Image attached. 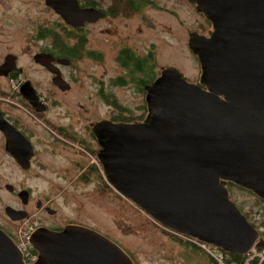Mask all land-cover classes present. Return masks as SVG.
<instances>
[{"label":"water","instance_id":"95a60500","mask_svg":"<svg viewBox=\"0 0 264 264\" xmlns=\"http://www.w3.org/2000/svg\"><path fill=\"white\" fill-rule=\"evenodd\" d=\"M56 1L62 18L79 25L71 20L79 14L76 1ZM188 1L211 25L207 35L188 34L198 80L187 81L172 66L161 68L144 85L141 120L101 119L92 125L99 145L95 157L107 184L157 224L245 255L264 249V241L226 184L264 200V0ZM101 15L87 9L84 20ZM41 56L34 59L44 65ZM13 59L5 57L0 75L15 69ZM19 91L34 110L41 109L29 80ZM0 130L6 151L27 168L30 142L1 116ZM13 141L21 142L23 151L14 153ZM4 211L12 219L23 217L22 210L6 206ZM28 241L36 252L29 264H134L118 244L79 224L40 228ZM22 261L16 244L0 229V264H26Z\"/></svg>","mask_w":264,"mask_h":264},{"label":"rangeland","instance_id":"374dc122","mask_svg":"<svg viewBox=\"0 0 264 264\" xmlns=\"http://www.w3.org/2000/svg\"><path fill=\"white\" fill-rule=\"evenodd\" d=\"M3 2L0 7L1 20L19 16L12 13L15 12L16 7H9V4L13 5V0H3ZM25 3L32 4L31 0H25ZM154 3V6L145 8V12L152 16V25L142 20L141 15H136L131 19L100 20L85 28L86 47L101 52L103 60L82 57L73 68L65 69L69 78L72 72L76 83L69 92L57 94L60 101L51 102V107L45 114L46 118L66 128L80 130V124L83 123L82 116L85 123H88L101 116L102 119L110 120L120 115L130 118L137 114H145L142 109L145 105L143 92L132 90L128 86L111 84L121 71L113 59L115 49L121 41L122 44L132 43V48L136 45L137 49L143 48L144 40L152 41L155 73H159L163 67L172 66L177 68L187 81L198 80L199 63L188 49L187 39L190 32L209 28V21L196 11L188 0H154ZM41 16L51 18L48 13ZM60 27L59 36H66L67 33L61 31L63 28ZM102 27H107L110 31L102 32ZM33 33L29 28L17 31L12 24L0 22V61L4 52L15 51L19 56V65L26 69V75L43 81L40 85L41 89L37 91L43 96H48L50 90H43L46 86V75L31 61L32 53L38 48L36 42L30 40V35ZM71 41L72 37L69 36L67 42ZM99 78L102 79V98L97 95V90L92 89L91 83L93 79L97 81ZM0 80H3L0 81V85L3 86L6 79L0 78ZM53 95L56 94L52 93L50 96ZM11 102L17 106L14 104L16 101ZM113 102L119 104L121 109L113 105ZM19 103L21 105L19 108L23 112L21 126H24L28 135L33 131L32 139L36 154L31 161V168L27 170L16 167L11 158L7 161V156L4 157L5 159L0 158L4 160L0 164V186L7 183L16 189L25 185L34 199L33 202L35 198H40L43 205L53 210L52 212L42 210L38 215L31 214V221L38 219L46 225L57 227L68 224L88 227L118 244L134 264H215L211 256L192 238L176 234L157 224L135 204L113 190L104 180L96 157L86 155L81 163L96 167L97 172L82 174L80 165H77L76 161L79 159L77 148L71 144L54 143L53 146L51 136L54 129L46 125L45 121L43 123L48 129L42 125L43 123L31 120L29 109L23 105L24 103ZM68 108L74 110V115L70 110L64 115V111ZM23 193L26 191L23 190ZM229 193L234 203L250 218L257 222L264 219V204L261 205L254 194L236 188H231ZM6 204L19 205L15 196L2 188L0 189L1 230L12 223L4 211ZM26 226L27 223H23V228L26 229L19 233L17 244L14 242L19 250L21 245L19 242L24 241L23 235H26L28 241L29 234L36 230ZM188 241L195 247L188 245ZM29 246L30 251H34V253L31 251L33 260L26 264L32 263L36 257V252L30 243ZM21 259L23 260L22 253ZM22 262L24 263V260Z\"/></svg>","mask_w":264,"mask_h":264},{"label":"flooded vegetation","instance_id":"af4514ba","mask_svg":"<svg viewBox=\"0 0 264 264\" xmlns=\"http://www.w3.org/2000/svg\"><path fill=\"white\" fill-rule=\"evenodd\" d=\"M13 1V5L9 4V7H16L15 12L12 13H16L19 16L14 17L13 19H0V22H8L12 24L13 28L17 31L29 28L34 32L30 35V40L35 41L38 45V48L32 53L31 61H33L35 66L40 68L46 75V86L43 88V90H50V93L48 94V96H43L40 94V92L37 91L41 89L40 85L43 81H40L39 78L33 79L26 75V69L19 65V56L15 51L8 50L3 53L0 64L4 61L5 57L13 56L15 69L8 70L6 75H0V78L6 79L5 83H3V86L0 85V96L6 98V100L0 99V116L10 125H12L30 142L32 153L28 160V167L22 168V166L17 163V161L12 157V155L8 151H6V136L0 130V158L3 157V159H5L4 157L7 156L6 160L8 161V158H11L16 167L24 170L31 168V161L34 159V155L36 154V151L34 149V141L32 139L34 135L33 131L28 135L24 126H21V113L23 112L19 108L21 106L19 102H22L24 103L23 105H25L29 109L28 112L30 114V117L32 118L31 120L35 121L36 123L37 121L41 123L45 121L46 125L50 126L52 130L54 129L53 131L51 130L53 132L51 136V139L53 141L51 144L53 146L55 143L61 145L71 144L73 147H76V151L79 154V159H77L76 161L77 165H80V172H82V174L95 173L97 172L96 167L91 166L90 164L86 166L83 165L81 162L86 155L90 157L96 156V151L99 148V145L97 143L95 135L92 132V125L95 122L101 120L102 116L98 117L93 122L88 123H85L84 116H82L83 123L80 124V130H74L73 128H66L64 126L54 123L53 121L46 118L45 114L49 111L51 107V102L60 101L58 100L57 94L60 95L61 93L69 92V90H72L74 88V84L76 83L75 76L71 72V78H69L67 73L65 72L66 68H73L75 63L81 60L82 57H87L93 60H103L101 52L86 47L85 28L88 25L95 24L100 20L107 21L118 18L131 19L133 17H136V15H141L142 20H146L148 24L152 25V16L145 12V8H149V6H154V0H75L76 5L79 8V14H73L71 18L74 23L79 24L75 26L66 22L62 18L61 14L58 13L57 7L59 2L57 3L56 0H31V5L25 3V0ZM3 4V0H0V7ZM87 9H90L93 12L99 11L102 13V15L95 18L93 21H86L84 20V13ZM44 13L50 14L51 18H43L41 14ZM210 26L211 25H209V28H207L206 30L202 28V30L195 31L198 34L207 35V31L210 29ZM59 27L66 29V33L70 32V34H72L70 35L72 37V41L67 43V47L70 49L67 48L65 51H63L62 47H60L59 45ZM104 31L108 32L110 30L107 27H102V32ZM79 35L83 36V41L85 44H83V48L80 49V51H75L72 46L81 41V39H79ZM127 40L129 42L128 38ZM120 43L121 44L118 46V48L116 47L115 49L113 59L115 63L121 68V71L111 81V84L121 87L128 86L132 90H140V92H143L144 101V85L150 83L158 75V73L157 75H155V68H153L155 65L153 42L144 40V45L142 49H137L136 45H134L132 48V43L122 44V41ZM90 52H94V54L98 55L94 56ZM37 53L42 54L41 59H43L44 65L35 61L34 55ZM119 57L121 58V60H124L126 62V65L125 63H121ZM134 58L140 60L141 62L145 60L144 67H142L141 69H139L138 67H134L133 61L135 60H132ZM9 78L18 79L19 85L15 89L16 91H10V89L8 88L7 80ZM25 80L30 81V84L34 88L38 97L40 98L42 105L37 106L41 109L34 110L26 101V99L21 96L19 87L21 83ZM0 81L2 82L3 80ZM91 83L92 89L97 90V95L101 96L102 98V79L99 78V80L97 81L93 79ZM60 86L66 87L63 89ZM52 93L56 95L50 96ZM14 98L16 99L14 100ZM11 101H16L14 104H16L17 106H14ZM142 109L145 112L146 106L144 105ZM68 110H70L72 113L74 111L73 109L68 108L64 111V115L68 114ZM143 116V114H137L134 117L132 116L130 118H127V120L122 121H137L141 120ZM69 119H71V117H69ZM42 125L45 126L44 123ZM45 128L48 129V127L46 126ZM9 147L13 150L14 153L23 151V147L21 146V142L19 141L11 142L9 144ZM19 157H21V155H19ZM95 160L97 159L95 158ZM95 160H93L94 164ZM3 161L2 159H0V164H2ZM2 188L7 190L10 194H13L17 199V202L19 203V205L17 206L13 204H6L5 207L9 206L13 209L23 211L21 213L23 217L16 218L15 220L11 219L6 215L12 223L10 225L4 226L5 228L2 226L4 228V230L2 229V231L6 233L13 242L17 244V242L19 241V233L26 229L23 228V223H27L26 227L31 226L32 229L36 230L40 229V227H47L48 230L61 229L62 226L57 227L54 225H46V223H43L38 219H34L33 221L30 220L31 214L38 215L40 214L39 211L45 210L46 212H49V210L51 209L48 208L45 204L43 205L42 200L40 198H35V201L33 202L32 200L34 199H32V197L30 196L31 193L25 185H22L15 189L12 185L4 183L0 186V189ZM23 190H25L26 193H23ZM30 208H32V210H30Z\"/></svg>","mask_w":264,"mask_h":264},{"label":"built area","instance_id":"2783aa9c","mask_svg":"<svg viewBox=\"0 0 264 264\" xmlns=\"http://www.w3.org/2000/svg\"><path fill=\"white\" fill-rule=\"evenodd\" d=\"M18 79L15 78H9L7 80V86L10 89V91H16L15 89L18 87ZM1 100H6V98L0 96ZM16 98H14L15 100ZM27 234V232H26ZM24 241H20V250L23 255L24 263L31 262L33 259L31 257L33 256L30 251V246L28 241L26 240V235H23ZM195 241V240H194ZM195 243L204 250L208 255L211 256L215 264H235L233 259L230 257L229 252L222 251L220 249H217L216 247L195 241ZM253 260H255V263H253ZM264 263V249L262 248H252L244 255V259L242 261V264H262Z\"/></svg>","mask_w":264,"mask_h":264},{"label":"trees","instance_id":"16d2710c","mask_svg":"<svg viewBox=\"0 0 264 264\" xmlns=\"http://www.w3.org/2000/svg\"><path fill=\"white\" fill-rule=\"evenodd\" d=\"M61 31L63 32H67L66 29H62ZM70 35V32L67 33L66 36H59L58 35V41H59V45L60 47H62V50L65 51L68 47H67V37H69ZM79 39H81V41L79 43H76L73 47V49L75 51H80V49L83 48V44H84V41H83V36L79 35ZM70 49V48H68ZM91 53V52H90ZM91 54H93L94 56L95 55H98V54H94V52H92ZM99 58V57H98ZM119 60H121V58L119 57ZM132 60H135L133 61V65L134 67H138L139 69H141L142 67H144L145 65V60L143 62H141L140 60H137L136 58L132 59ZM123 61V62H122ZM130 61V60H128ZM121 63L126 65V62L124 60H121ZM155 75H157V72L155 73ZM112 102V101H111ZM116 107H118L119 109H121L120 105L117 104L116 102H113ZM145 109V108H144ZM128 117H125V116H117V117H113L112 121H116V120H127ZM86 179V178H85ZM226 188L228 189V192L231 191V188H236L237 190H243V191H246L248 193H251L250 191L248 190H245L244 188H241V187H238L236 185H234L233 183L231 182H227L226 184ZM252 194V193H251ZM230 195V193H229ZM253 195V194H252ZM231 198V196H230ZM256 200L262 205L264 204V200L260 199V198H257L256 197ZM238 207V205H237ZM240 209V211L245 215L246 219L258 230L259 232V237L264 241V219H262L260 222H257L256 220H253L252 218H250V216L246 213V212H243L242 209L240 207H238ZM189 242V241H188ZM188 245L192 246V247H195L193 243L189 242ZM32 251V250H31ZM34 253V251H32ZM230 257L233 259L234 263L235 264H242V261L244 259V255H239V254H233V253H230ZM253 263H255V260H253ZM264 264V263H262Z\"/></svg>","mask_w":264,"mask_h":264}]
</instances>
